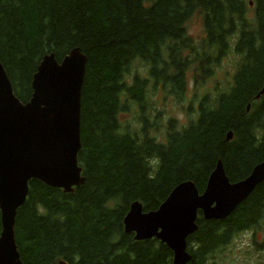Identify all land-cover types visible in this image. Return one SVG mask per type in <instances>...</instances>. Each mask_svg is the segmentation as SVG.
<instances>
[{
    "label": "trees",
    "instance_id": "1",
    "mask_svg": "<svg viewBox=\"0 0 264 264\" xmlns=\"http://www.w3.org/2000/svg\"><path fill=\"white\" fill-rule=\"evenodd\" d=\"M194 15L198 39L186 27ZM74 48L87 58L77 154L85 182L71 193L28 183L14 223L20 259L172 264L157 239L124 233L123 218L135 201L157 210L183 181L202 193L218 160L236 182L264 159V95L255 99L264 0H0V63L21 103L42 57L61 62ZM228 58L231 73L218 79ZM196 224L187 264H221L238 234H264V182L224 220L198 212Z\"/></svg>",
    "mask_w": 264,
    "mask_h": 264
},
{
    "label": "water",
    "instance_id": "2",
    "mask_svg": "<svg viewBox=\"0 0 264 264\" xmlns=\"http://www.w3.org/2000/svg\"><path fill=\"white\" fill-rule=\"evenodd\" d=\"M86 62L78 48L61 62L54 53L43 56L32 77L31 97L24 104L15 96L0 63V264H23L14 223L31 180L64 193L84 183L77 154ZM262 95L264 84L255 99ZM249 108L248 104L247 112ZM231 138L229 131L226 140ZM262 182L264 159L248 176L233 183L218 160L202 193L188 180L177 184L157 210L144 212L139 202L131 203L123 219L124 232L133 233L135 241L156 238L173 253L172 264H187L191 254L186 240L197 230L198 212L205 220H224Z\"/></svg>",
    "mask_w": 264,
    "mask_h": 264
},
{
    "label": "rangeland",
    "instance_id": "3",
    "mask_svg": "<svg viewBox=\"0 0 264 264\" xmlns=\"http://www.w3.org/2000/svg\"><path fill=\"white\" fill-rule=\"evenodd\" d=\"M251 15V12H250ZM202 17L194 15L187 22L186 27L194 39L203 36ZM233 59H223L222 69L218 71V79L225 72L232 70ZM174 115L181 117L180 111H174ZM217 259V262H220ZM210 264V263H209ZM221 264H264V234H257L254 238L252 234L243 232L238 234L232 241L231 247L225 250Z\"/></svg>",
    "mask_w": 264,
    "mask_h": 264
},
{
    "label": "bare ground",
    "instance_id": "4",
    "mask_svg": "<svg viewBox=\"0 0 264 264\" xmlns=\"http://www.w3.org/2000/svg\"><path fill=\"white\" fill-rule=\"evenodd\" d=\"M84 182H85V180H84ZM84 184V183H83Z\"/></svg>",
    "mask_w": 264,
    "mask_h": 264
}]
</instances>
